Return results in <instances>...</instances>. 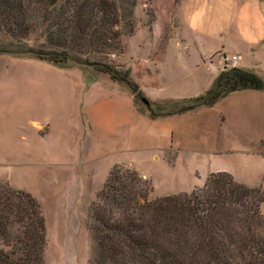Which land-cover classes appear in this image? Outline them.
<instances>
[{
  "label": "trees",
  "instance_id": "trees-1",
  "mask_svg": "<svg viewBox=\"0 0 264 264\" xmlns=\"http://www.w3.org/2000/svg\"><path fill=\"white\" fill-rule=\"evenodd\" d=\"M120 26L115 0H0V32L11 38L12 47L0 53L29 55L66 69L74 53L97 56L118 49ZM37 31L45 38L40 48L26 43ZM82 66L138 94L128 73L99 60L81 59ZM241 89L264 90V83L248 69L221 70L204 93L168 100L175 109L160 115L210 106ZM146 181L132 168L113 165L89 206L90 264H264L263 189L215 172L190 192L152 198ZM45 246L37 200L24 190L0 187V264H44Z\"/></svg>",
  "mask_w": 264,
  "mask_h": 264
},
{
  "label": "crops",
  "instance_id": "crops-1",
  "mask_svg": "<svg viewBox=\"0 0 264 264\" xmlns=\"http://www.w3.org/2000/svg\"><path fill=\"white\" fill-rule=\"evenodd\" d=\"M13 60L26 69L8 80V64L0 68V180L7 179L15 187V178H32L43 197L61 191L71 198L78 192L89 197L113 165H122L147 179L151 192L165 189L164 196L190 192L215 172H227L247 187L264 189V178L253 184L244 167L231 164L232 159L226 165L222 154L257 159L264 165V90L244 92L247 98L241 109L249 129L237 134L227 127L225 137L216 142H224L222 151L197 160L180 153L183 142L177 123L205 106L150 117L136 109L126 86L106 75L39 60ZM238 60L237 56L235 67L250 69ZM135 79L142 87L136 74ZM190 134L197 136L195 130ZM151 192L152 198L161 197ZM260 212L264 216V203Z\"/></svg>",
  "mask_w": 264,
  "mask_h": 264
},
{
  "label": "rangeland",
  "instance_id": "rangeland-1",
  "mask_svg": "<svg viewBox=\"0 0 264 264\" xmlns=\"http://www.w3.org/2000/svg\"><path fill=\"white\" fill-rule=\"evenodd\" d=\"M115 1L121 11L120 29L123 33L119 48L106 55L81 56L74 53L70 61L72 67L66 69L109 77L92 66L78 67L81 59H90L107 63L122 75L128 73L130 81L139 87L138 94L132 93L125 83L117 82L130 91L139 112L150 108L161 116L175 109L172 103L163 100L190 99L209 89L219 70L230 69L224 67L223 58L233 54L238 56L239 65L252 68L259 78V75L264 78V0ZM10 41V37L0 32V49L12 48ZM44 41L42 32L37 31L27 38L26 43L40 48ZM13 58L39 60L29 55L0 53V68L9 66L5 71L8 80L16 79L26 69L18 67ZM135 74L142 87L138 85ZM260 79L264 83V79ZM246 91L250 93L252 90L228 93L214 104L180 118L177 123L183 142L180 153L186 158L189 155L200 160L214 150L222 151L224 142H216L225 137L227 127L236 129L237 134L241 129H249L241 109V103L247 98ZM142 98L148 103H144ZM193 130L197 133L195 137L190 134ZM226 153H222L228 158H224L226 165L234 160L231 164L236 162L240 169L244 167L251 182L259 185L264 178V165L260 160ZM107 175L102 177L103 182L95 193L87 197L78 192L75 198L65 196L62 191L54 197H43L32 178H15V187L7 179L0 180V187L24 190L39 203L46 226L44 264H90L94 233L90 230L89 206L96 202V195ZM146 183L151 189V183L148 180ZM151 193L162 196L165 189L156 188ZM149 196L152 195L149 193Z\"/></svg>",
  "mask_w": 264,
  "mask_h": 264
},
{
  "label": "built area",
  "instance_id": "built-area-1",
  "mask_svg": "<svg viewBox=\"0 0 264 264\" xmlns=\"http://www.w3.org/2000/svg\"><path fill=\"white\" fill-rule=\"evenodd\" d=\"M237 61V56L236 55H231V57H224L223 58V65L224 67L227 68H232L235 67Z\"/></svg>",
  "mask_w": 264,
  "mask_h": 264
},
{
  "label": "water",
  "instance_id": "water-1",
  "mask_svg": "<svg viewBox=\"0 0 264 264\" xmlns=\"http://www.w3.org/2000/svg\"><path fill=\"white\" fill-rule=\"evenodd\" d=\"M142 101H143L144 103H148L147 100H146L145 98H142Z\"/></svg>",
  "mask_w": 264,
  "mask_h": 264
}]
</instances>
